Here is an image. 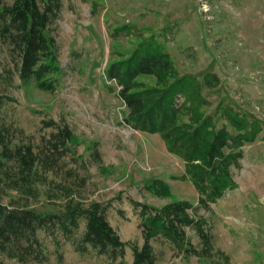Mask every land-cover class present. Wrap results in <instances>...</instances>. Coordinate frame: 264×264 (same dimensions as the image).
I'll return each instance as SVG.
<instances>
[{"label":"rangeland","instance_id":"obj_1","mask_svg":"<svg viewBox=\"0 0 264 264\" xmlns=\"http://www.w3.org/2000/svg\"><path fill=\"white\" fill-rule=\"evenodd\" d=\"M123 25H130L134 36L113 38L112 32ZM137 32L155 34L181 73L200 79L209 71L220 75L221 84L204 92L212 103L210 112L224 100L262 121L258 139L243 146L239 165L232 167L237 187L209 209L198 208L197 214L212 226L214 243L231 255L230 264H264V0H62L51 26L62 70L57 89L43 90L36 80H23L4 47L0 95L14 100L0 106V121L24 129L36 143L52 132L47 120L68 124L77 136L73 149L79 160L66 157L65 166L89 180L84 190L88 200L110 206L108 218L121 240L143 245L141 208L134 201L156 207L178 200L199 205L200 193L190 180L177 179L185 173V161L171 153L158 134L124 122L127 107L106 70L121 54L132 51ZM139 81L155 84L152 76ZM92 147L100 151L102 163L91 158ZM154 180L167 182L171 194L159 197L147 190ZM38 206L56 210L43 202ZM187 230L199 246L198 235ZM41 237L50 255L45 264H61V259L64 264H118L96 252H77L70 243L58 251L52 237ZM152 243L156 264H212L186 257L164 238ZM133 258V249L126 247L127 264H133ZM0 259L25 264L1 254Z\"/></svg>","mask_w":264,"mask_h":264},{"label":"trees","instance_id":"obj_2","mask_svg":"<svg viewBox=\"0 0 264 264\" xmlns=\"http://www.w3.org/2000/svg\"><path fill=\"white\" fill-rule=\"evenodd\" d=\"M61 10L62 0H0V58L5 47L18 75L26 81L36 80L39 88L48 91L57 89L62 71L57 41L51 33ZM112 33L115 39L134 36L130 25ZM135 37L139 40L132 51L109 64L107 78L116 82L117 95L127 107L124 122L133 129L158 134L167 149L185 161V173L177 179L195 185L199 205L178 200L156 207L134 201L141 208L144 243H125L108 218L110 206L88 200L84 190L89 180L76 168L65 166L66 157L79 160L73 149L77 136L68 124L47 120L52 132L36 143L24 129L0 121L1 255L25 264H45L50 260L41 237L45 234L52 237L58 251L70 243L82 254L96 252L112 262L127 264L126 247L130 246L133 264H156L152 241L164 238L186 257L230 264L231 255L216 247L212 226L197 211L209 209L237 187L232 167L239 165L243 146L258 139L263 123L224 100L210 112L212 103L204 92L221 84L220 75L209 71L200 79L181 73L155 34L137 32ZM141 76L154 77L155 84L139 81ZM9 100L14 99L0 95V106ZM91 151V158L102 163L98 148ZM65 177L71 180H63ZM145 188L159 197L171 194L170 185L163 180H154ZM42 202L56 210L39 207ZM187 228L198 235L199 246ZM0 264L8 262L0 259Z\"/></svg>","mask_w":264,"mask_h":264}]
</instances>
